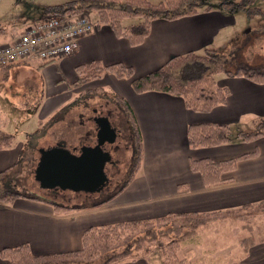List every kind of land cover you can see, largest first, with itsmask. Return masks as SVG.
Instances as JSON below:
<instances>
[{
    "label": "crops",
    "instance_id": "obj_1",
    "mask_svg": "<svg viewBox=\"0 0 264 264\" xmlns=\"http://www.w3.org/2000/svg\"><path fill=\"white\" fill-rule=\"evenodd\" d=\"M43 12L44 7L36 8L35 14L24 13L0 22L5 30L0 46L12 44L28 27L50 16ZM4 23L8 28L2 27ZM95 26L91 35L80 40L78 50L60 61L41 64L24 60L0 70V131L13 138L11 147L0 150V174L10 170L5 180L8 186H14L15 171L29 154V139L38 136L50 122L62 123L59 115L77 106L84 92L96 89L122 100L131 110L141 136L139 170L121 193L95 209L58 215L47 200L28 195H19L12 204L0 206V251L27 245L35 256L71 252L81 248L82 234L91 227L168 214L234 210L264 200V135L250 143L231 140L226 145L202 149H190L186 138L187 128L193 124L225 125L234 137L238 132H250L255 122L264 119V84L220 75L217 84L226 87L229 96L224 105L208 113L189 111L181 98L165 93L136 94L130 81L107 73L99 80L74 86L76 68L91 62L103 66L121 63L138 78L177 55L200 54L205 49L225 52L237 26L234 15L213 9L174 21L156 19L137 47L117 38L109 27ZM79 121V126L86 123L80 116ZM253 152L256 157L238 162L234 171L222 175L225 182L216 187L206 188L200 175L189 169L190 159L219 162ZM180 185L186 186V193H177ZM253 223L250 231L235 221L221 222L214 232L216 260L212 263L218 264L222 255V264H264V241L248 249L240 245L251 233L257 239L264 231V215L256 214ZM235 230L248 235L232 242L230 235Z\"/></svg>",
    "mask_w": 264,
    "mask_h": 264
},
{
    "label": "trees",
    "instance_id": "obj_2",
    "mask_svg": "<svg viewBox=\"0 0 264 264\" xmlns=\"http://www.w3.org/2000/svg\"><path fill=\"white\" fill-rule=\"evenodd\" d=\"M255 1L162 0L153 5L147 0H71L64 5L47 7L45 12L58 16L93 17L97 26L109 27L117 38L125 39L131 47H137L148 36L153 20L174 21L213 9L231 13L238 9H248ZM4 33L5 30L0 27V36ZM226 66L227 58L223 53L210 49L203 50L202 54L189 52L174 56L154 72L138 78L134 77L130 67L121 63L103 66L99 62H91L76 68L78 79L74 86L81 87L99 80L107 73L117 79L130 81L131 89L136 94L165 93L181 98L189 111L208 113L224 105L229 96V90L217 84V76L238 77L255 84H264V67L238 66L234 70H228ZM115 101L123 109L126 121L129 122L132 133L136 137L137 161L131 177L116 193L98 203L83 200L81 206H69L66 204L67 199H59L55 196L46 203L53 207L56 214H69L76 210L95 209L102 206L121 193L138 172L142 152L140 132L127 104L120 99ZM263 135L264 119H261L256 122L253 131L238 132L237 138L242 143H250ZM186 138L190 149L219 147L229 144L232 140L229 127L217 124L189 125ZM12 144V136L0 131V150L9 148ZM65 144L66 142L62 140L57 143L61 146ZM254 157L256 152L219 162L210 159H190L189 169L200 175L206 188L216 187L225 182L222 175L234 171L238 162ZM9 171L0 174V206L12 204L19 197V195L7 193L11 186L7 185L5 175ZM186 192L185 185L177 187L178 194ZM256 214L264 215V200L234 210L168 214L151 220L126 221L91 227L82 234L79 250L35 256L27 245H21L1 250L0 264H116L138 256L147 257L148 261L156 260L159 264H198L191 262L187 257L184 259L178 257L183 243L193 242L197 232L202 228L228 219L240 221L243 229L251 231ZM262 241H264L263 230L260 231L257 239L251 233L240 241V245L248 249L256 242Z\"/></svg>",
    "mask_w": 264,
    "mask_h": 264
},
{
    "label": "rangeland",
    "instance_id": "obj_3",
    "mask_svg": "<svg viewBox=\"0 0 264 264\" xmlns=\"http://www.w3.org/2000/svg\"><path fill=\"white\" fill-rule=\"evenodd\" d=\"M69 1L71 0H0V22L3 23V21L14 18L15 16L18 17L24 13L30 14L36 12V8L42 7H44V12L42 13L44 15L47 14L45 12L47 7L64 5ZM147 1L156 5L162 0ZM231 13L234 15L237 22L236 29L232 31L231 35L233 39L231 40L230 47L225 52L217 51L218 53H223L225 58H227V69L234 70L238 66L264 67V0H256L248 7V9H238ZM87 17L96 24L93 17ZM2 27L8 28L5 23ZM219 76H217V78ZM80 98L78 97L80 102L77 106L72 109L68 108V110L65 111V114L62 113L59 115V118L63 119L62 123L57 122L55 124L54 122H50L41 129L38 136L29 139V154L28 156H24L21 166L16 169V178L13 182L14 186L10 187L7 190V193L22 196L28 195L47 201H51L53 197L57 196L59 199H67L68 202H66V204L69 206H81L84 197H81L80 194L41 189L34 179V172L39 160V151L41 149L50 148V146L56 141H65L66 148L70 151L74 150L75 152H78L82 146H93L95 143L94 132L96 126L93 120L90 121L88 119V117H92L91 111L93 109H96L98 113L102 115L112 116L114 114L111 118L112 122H114L113 124H116L117 122V118H115L116 113L121 114L123 124L119 130L123 133L120 132V136H118L113 146H106L107 150L112 152L113 163L117 164L107 165L106 172L110 178L112 190L114 187L116 188L117 186H120L121 183L129 178L137 161V155L135 153L137 152L138 147L131 126L129 122L126 121L125 113L119 109V105H116L115 99H113L114 97L102 89L84 92ZM79 116L86 120V123L81 124L80 126ZM255 124L256 122L251 131L255 129ZM90 129L91 131L85 136V131ZM232 135L233 132H231V138L233 141L238 140L237 137ZM30 151H34V154L32 155ZM225 221H229V219ZM235 222L242 225L240 221ZM220 223L221 222H214L210 224L208 227H205V229H202L197 233L193 242L183 243L180 252L178 253V257L180 259L187 257L191 262H196L198 264H215L212 263L214 262V259L216 260L213 255V237L214 232L219 230L218 225ZM232 226L236 225L232 223ZM222 228L228 227L221 226L220 229ZM247 235L248 233L245 231L235 230L230 235V239L234 242L236 239ZM222 259L223 256L221 255L219 259H217L218 264H222ZM120 264L159 263L156 260L148 261L147 257L138 256L133 259H126Z\"/></svg>",
    "mask_w": 264,
    "mask_h": 264
},
{
    "label": "water",
    "instance_id": "obj_4",
    "mask_svg": "<svg viewBox=\"0 0 264 264\" xmlns=\"http://www.w3.org/2000/svg\"><path fill=\"white\" fill-rule=\"evenodd\" d=\"M93 122L95 145L82 146L78 153L61 145L39 151L34 179L41 189L85 194L103 189L108 181L104 169L111 162L103 146L115 142L116 131L106 117H95Z\"/></svg>",
    "mask_w": 264,
    "mask_h": 264
},
{
    "label": "built area",
    "instance_id": "obj_5",
    "mask_svg": "<svg viewBox=\"0 0 264 264\" xmlns=\"http://www.w3.org/2000/svg\"><path fill=\"white\" fill-rule=\"evenodd\" d=\"M95 28L85 15L47 16L28 27L12 44L0 46V70L24 60L41 64L60 61L76 52L80 40Z\"/></svg>",
    "mask_w": 264,
    "mask_h": 264
},
{
    "label": "flooded vegetation",
    "instance_id": "obj_6",
    "mask_svg": "<svg viewBox=\"0 0 264 264\" xmlns=\"http://www.w3.org/2000/svg\"><path fill=\"white\" fill-rule=\"evenodd\" d=\"M107 103H108V101H107ZM120 109V108H119ZM121 110V109H120ZM123 111V110H122ZM91 113H92V117H88V119L90 120V121H92L95 117H106V118H108V120H109V122H110V124L112 125V127H114V129H115V131H116V139L118 138V136H120V132L121 133H123L122 131H120L119 129L121 128V126H122V124H123V118H122V116H121V114H117L116 113V115H115V118H117V122H116V124H113L114 122H112V116L114 115H112V116H110V115H102V114H99L98 113V111L96 110V109H93L92 111H91ZM125 129V128H124ZM88 134V133H87ZM89 135H90V133H89ZM116 141V140H115ZM115 144V142L112 144V145H108V144H105L104 146H103V150L105 151V152H108V153H110L111 154V162L110 163H108L107 165H113V164H117V163H113V159H112V152L110 151V150H107V148H106V146L108 145V146H113ZM93 145H95V143L93 144ZM116 147V146H115ZM78 153V152H77ZM76 153V154H77ZM136 155H137V152L135 153ZM136 160H137V157H136ZM106 165V166H107ZM106 166H105V169H104V171H105V174H106V176H107V179H108V181L106 182V184H105V186L103 187V189L99 192V193H95V194H85V193H77V194H80V196L81 197H84V200L85 201H92V203H98V202H101V201H103V200H105V199H107V198H109L111 195H113L114 193H116V191L121 187V186H123L125 183H126V181L131 177V175H132V173H133V170H134V168L132 169V172H131V175L129 176V178L126 180V181H124L123 183H121V185L120 186H117L116 188L114 187V189L112 190V188H111V182H110V178H109V176H108V173L106 172ZM56 191H59V190H56ZM61 192V191H60Z\"/></svg>",
    "mask_w": 264,
    "mask_h": 264
}]
</instances>
